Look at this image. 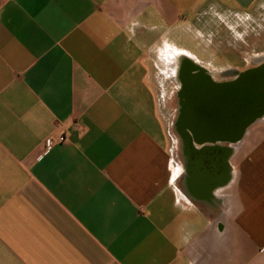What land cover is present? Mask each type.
I'll return each instance as SVG.
<instances>
[{
    "label": "crops",
    "instance_id": "crops-1",
    "mask_svg": "<svg viewBox=\"0 0 264 264\" xmlns=\"http://www.w3.org/2000/svg\"><path fill=\"white\" fill-rule=\"evenodd\" d=\"M259 1L0 0V264H264V117L175 168L150 55Z\"/></svg>",
    "mask_w": 264,
    "mask_h": 264
},
{
    "label": "rangeland",
    "instance_id": "rangeland-1",
    "mask_svg": "<svg viewBox=\"0 0 264 264\" xmlns=\"http://www.w3.org/2000/svg\"><path fill=\"white\" fill-rule=\"evenodd\" d=\"M200 18L205 25L193 31L199 44L196 53L199 61L195 64L212 74L215 81H232L238 74L264 65V0L246 13L213 11ZM179 49L186 50L183 46ZM171 50L155 48L150 55L158 68L156 91L171 158L175 168L188 171L190 161L184 155L185 146L177 128L182 106L174 74L177 65L173 63ZM205 147L220 156L228 149L221 144L215 146L217 148L212 144ZM223 166L228 168L226 161ZM179 183L181 185L182 181Z\"/></svg>",
    "mask_w": 264,
    "mask_h": 264
},
{
    "label": "water",
    "instance_id": "water-1",
    "mask_svg": "<svg viewBox=\"0 0 264 264\" xmlns=\"http://www.w3.org/2000/svg\"><path fill=\"white\" fill-rule=\"evenodd\" d=\"M181 82V98L186 107L182 126L193 135V144L189 146H203L194 154L201 156V160L206 155H217L206 145L217 148L218 144H235L250 125L264 117V65L238 74L228 82H215L207 73L185 74ZM230 154L231 149L222 153L224 161ZM189 166L188 172H191L192 160ZM197 169L196 172H205L201 171V165ZM223 170L225 174L227 169ZM225 179V175L221 179L216 174L213 178H204L201 189L216 186Z\"/></svg>",
    "mask_w": 264,
    "mask_h": 264
},
{
    "label": "flooded vegetation",
    "instance_id": "flooded-vegetation-1",
    "mask_svg": "<svg viewBox=\"0 0 264 264\" xmlns=\"http://www.w3.org/2000/svg\"><path fill=\"white\" fill-rule=\"evenodd\" d=\"M189 64L187 63H180V69L182 71L179 72V74L176 76V81L179 85V88H178V96H179V99H180V103H181V106H182V113H180V117H179V120H178V124L181 123L183 121V113L185 109V104L183 102V99L181 98V91H182V82H181V79L182 77L185 75V74H188V73H191V74H200L198 72H193V71H189ZM185 71H189V72H185ZM209 76H211V78L214 80V77L212 74H209ZM237 76H235L234 79H236ZM215 81V80H214ZM217 82V81H215ZM227 82V81H226ZM220 83V82H218ZM180 128V125L178 126ZM181 134V133H180ZM182 139L187 141H193V135H187V136H184L182 135ZM202 157L201 156H196L194 155L192 157V167L194 166L193 169H197L199 168V166L201 165V171H205V172H216V171H219L221 172L224 168V158L223 156L221 155H206L205 158L203 160H201ZM198 170V169H197Z\"/></svg>",
    "mask_w": 264,
    "mask_h": 264
},
{
    "label": "bare ground",
    "instance_id": "bare-ground-1",
    "mask_svg": "<svg viewBox=\"0 0 264 264\" xmlns=\"http://www.w3.org/2000/svg\"><path fill=\"white\" fill-rule=\"evenodd\" d=\"M180 63L189 64V67H190L188 69L189 71L206 74L204 72L205 70H203L199 65L195 64L192 60H190L189 58H186V57H181V58H179L178 63H177V68L175 71L176 76L179 74L180 71H182L180 69ZM189 71H185V72H189ZM184 110H186V107ZM185 114H186V111H184L183 117L185 116ZM179 125H180V128L178 127ZM177 128H178V131L182 135H184V136L191 135V133L182 126V122L177 125ZM183 143L185 146L184 155H185L186 159H188L189 161L191 159V156L194 155L195 153L200 152L199 148L203 147V146H198V145L189 146V144H193V141H189V140H187V141L183 140ZM231 151H233L232 148H231Z\"/></svg>",
    "mask_w": 264,
    "mask_h": 264
},
{
    "label": "built area",
    "instance_id": "built-area-1",
    "mask_svg": "<svg viewBox=\"0 0 264 264\" xmlns=\"http://www.w3.org/2000/svg\"><path fill=\"white\" fill-rule=\"evenodd\" d=\"M64 140H65L64 137L61 136L60 139H59V142H63ZM55 144H56V142H55L54 139H50V140L48 141V145H49V146H52V145H55Z\"/></svg>",
    "mask_w": 264,
    "mask_h": 264
}]
</instances>
